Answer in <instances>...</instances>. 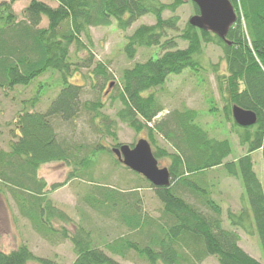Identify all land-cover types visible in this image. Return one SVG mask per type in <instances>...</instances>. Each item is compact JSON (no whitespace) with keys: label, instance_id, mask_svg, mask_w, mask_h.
<instances>
[{"label":"trees","instance_id":"obj_1","mask_svg":"<svg viewBox=\"0 0 264 264\" xmlns=\"http://www.w3.org/2000/svg\"><path fill=\"white\" fill-rule=\"evenodd\" d=\"M17 1L20 0L0 3V88H24L51 71L58 75L59 90L44 113L32 110L38 103L34 98L18 114L15 142H10L8 151L0 150V194L10 196L21 216L41 236L47 237L54 231L52 222L56 215L64 217L48 200L46 184L37 175L38 167L54 162L73 165L75 171L68 178L71 181L91 167V158L98 148L112 155L110 149L101 146L85 154L84 147L76 148L58 140L53 131L52 119L69 122L85 110L99 113L101 105L82 103V87L69 81L79 68L93 64L91 56L75 61L70 48H74V56L85 55L92 45L91 28L107 27L115 21L119 30L126 31L139 18L148 16L155 20L153 26L137 28L128 39L124 54L133 60L137 47L156 46L165 53L124 70L118 95L122 107L116 116L135 132L148 130L151 144L153 133L160 134L176 151L169 154L155 147L153 152L156 159L168 160L171 178L168 187L150 185L162 211L155 220L142 211L140 198L130 201L123 194H104L107 190L96 188L97 196L88 195L85 203L99 217H115L122 234L106 241L97 226L78 225L73 234L62 228L63 239L72 244V264H121L110 255L123 261L136 257L145 264H201L208 257H215L219 264H264V186L252 169L250 157L261 152L264 158V0H228L234 9H241L243 17V24L239 16L226 35L230 45L187 25L179 36L186 44L183 49H176L175 41L166 39L167 31L177 30L178 18H162L165 11L173 13L183 5L182 0H172L167 5L161 0H56V9L29 0L21 21L11 10ZM189 3L197 13V7ZM44 18L47 26L42 28ZM208 44L220 47L224 54L227 75L220 81L225 80L234 88L225 100L226 105L251 111L257 119L255 125L239 128V144L246 146L249 155L235 163L225 162L231 155L230 144L209 139L194 123L193 111L174 110L152 130L146 125L163 110L151 91L161 88L169 76L186 70L196 73V58L203 52L202 45ZM93 73L112 79L101 63H95ZM239 84L244 86L243 90H239ZM226 116H230L228 107ZM75 159L79 161L72 162ZM112 159L118 164L113 155ZM215 168H222L230 177H239L246 197L243 209L236 214L226 213L229 229L223 227L222 211L211 200L209 191L202 189L201 178L191 179ZM61 186L54 185L50 191ZM116 197L120 203H115ZM82 222L92 224L88 217ZM251 225L259 238L262 263L238 246L240 237L236 230L249 234ZM0 264L59 263L35 256L20 245L9 253L0 252Z\"/></svg>","mask_w":264,"mask_h":264},{"label":"rangeland","instance_id":"obj_2","mask_svg":"<svg viewBox=\"0 0 264 264\" xmlns=\"http://www.w3.org/2000/svg\"><path fill=\"white\" fill-rule=\"evenodd\" d=\"M4 1L8 2V0H0V3ZM38 1L51 7L55 6L53 0ZM161 1L166 5L172 3V0ZM28 4L29 0H20L11 6L17 20H22L21 14ZM198 15V11L196 13L194 6L189 2H184L173 13L169 11L163 13L162 18L164 20H169L173 16L178 18L177 30L166 33V39L170 38L175 41L176 49L185 48L186 44L179 38L180 33L188 25L189 20ZM240 17L243 20L241 12ZM154 22L155 20L151 17H141L126 31H122L113 21L110 26L89 30L92 40L89 53L85 55L79 53L74 56L76 52L73 47L70 48L71 57L75 61L77 58L86 60L91 56L93 64L86 68H79V71L73 73L69 81L82 87L80 98L82 103L97 102L101 105L98 108L99 113H88L89 111L85 110L69 122L57 118L52 119L53 131L57 134L58 140H64L76 148L84 147L85 154L96 150L98 146L112 149L116 145H119L118 147L127 145L133 148L139 140H146L151 145L153 152L155 147L169 154L176 152L160 134L155 135L151 131L154 142L151 144L148 140V130L135 132L116 116L122 107L118 95L120 92L119 82L124 70L130 69L133 63L156 60L162 53H165L159 47H137L133 60L127 59L124 54V47L136 29L142 25L153 26ZM46 26L47 21L44 18L40 27L45 28ZM202 50L201 56L196 58L198 63L196 73L186 70L178 76H171L161 88L151 91L163 109L158 118L162 120L174 110L195 112L194 123L207 134L209 139L220 142L227 141L230 144L231 155L225 162L235 163L249 154H247L246 146L239 144L238 131L239 128L243 127L234 122L231 111L230 116H226V108L228 107L230 110V106L226 105L225 100L228 94H231L230 90L234 88L227 81H220L227 75L224 54L220 47L208 44L202 45ZM95 63L106 66L112 79L94 74ZM197 73L198 75H195ZM57 78L56 73L47 71L27 87L0 88L1 151H8L10 142H15L16 135H18L15 121L24 105L36 98L38 103L32 110L41 113L46 111L59 90ZM243 88L244 86L239 84V90H243ZM211 107L214 108V112ZM107 152L98 148L96 154L91 158L93 163L91 167L84 173H78L76 178L71 181H68V178L71 172L75 171L73 165L67 166L63 162H54L38 167L37 174L46 184L48 200L53 204L55 211L64 217L59 218L60 216L56 215V220L52 222L54 231L47 237L37 233L29 221L21 216L7 193L0 194V252L9 253L18 246L25 245L35 256L50 259L59 264H72L75 260L72 244L68 239H63L62 228L69 234H73L78 225L83 224L87 228L97 226L103 239L106 241L115 239L122 234V229H119L120 223L116 218L99 217L85 203V200L89 199L88 195L97 196L99 190L96 188L107 190L104 191V194H112L113 192L123 194L130 201L140 198L142 211L158 220L162 206L158 202L153 188H150V184L141 176L135 175L121 165H116L112 155ZM250 157L252 169L261 185L264 186V158L262 153L254 152L250 154ZM156 160L159 168L168 167L166 158ZM78 161L79 159H75L72 162L77 163ZM75 167L77 168V166ZM196 178H201L202 189L209 191L211 200L222 211L223 227L229 229L226 213L236 214L243 209L242 207L246 206L241 179L230 177L222 168H215L191 177V179ZM54 185L62 186L51 192L50 190ZM115 203H120L118 197H116ZM85 217H88L92 224L82 222ZM236 232L240 237L238 246L262 263L259 238L255 227L251 225L249 234L242 232V230H236ZM107 255L110 254L107 253ZM110 256L121 264H145L136 260V257L123 261L118 256ZM201 264L219 263L215 257H208Z\"/></svg>","mask_w":264,"mask_h":264},{"label":"water","instance_id":"obj_3","mask_svg":"<svg viewBox=\"0 0 264 264\" xmlns=\"http://www.w3.org/2000/svg\"><path fill=\"white\" fill-rule=\"evenodd\" d=\"M192 2L198 8V16L189 20V25L199 30L208 31L230 45L226 35L235 23L236 16L228 0H182ZM234 122L243 128L255 125V113L243 110L237 106L232 108ZM111 153L129 171L145 178L156 188L168 187L170 176L167 169H160L146 140H139L134 148L127 145L112 149Z\"/></svg>","mask_w":264,"mask_h":264},{"label":"bare ground","instance_id":"obj_4","mask_svg":"<svg viewBox=\"0 0 264 264\" xmlns=\"http://www.w3.org/2000/svg\"><path fill=\"white\" fill-rule=\"evenodd\" d=\"M54 2H55V6H48V7H50L51 9H56L57 7H58V3L56 2V0H53ZM232 6V5H231ZM232 8H233V13H234V15L236 16V18H239V16H240V12H241V9L240 8H238V9H234V7L232 6ZM46 20V19H45ZM17 21H21V20H17ZM235 23H236V19H235ZM234 23V24H235ZM241 23L243 24V22H242V20H241ZM188 25H189V23H188ZM190 26V25H189ZM191 27V26H190ZM194 28V27H193ZM196 29V28H195ZM197 30H199V29H197ZM200 31H202V32H208V31H203V30H200ZM229 32V31H228ZM208 33H211V32H208ZM211 34H213V33H211ZM214 35V34H213ZM216 36V35H215ZM157 47V46H156ZM164 53H162V55H163ZM161 55V56H162ZM160 56V57H161ZM159 57V58H160ZM136 65V63H133V66L129 69V70H131L134 66ZM173 76H175V75H173ZM169 77H171V76H169ZM233 106H236V105H233ZM233 106H231V109H230V111H231V114H232V108H233ZM238 107V106H237ZM240 108V107H239ZM163 112V110L150 122V123H147L146 125H147V127L148 128H150V129H152L154 126H155V124L157 123V122H159V121H161L160 120V118H158V116L161 114ZM141 132V131H140ZM139 133V132H138ZM149 144V143H148ZM150 145V144H149ZM135 146V145H134ZM134 146H133V148H134ZM151 146V145H150ZM130 147V146H129ZM119 148V147H118ZM131 148V147H130ZM112 149H117V148H112ZM112 149H110V151L112 150ZM152 149V148H151ZM112 154V153H111ZM152 154H153V151H152ZM113 155V154H112ZM154 156V155H153ZM113 157L115 158V160L118 162V160L116 159V157L113 155ZM154 158H155V156H154ZM156 159V158H155ZM157 161V160H156ZM118 164L119 165H121L122 167H124L121 163H119L118 162ZM118 164H116V165H118ZM160 169H163V168H160ZM165 169H167V171H168V173H169V170H168V168L166 167ZM132 172V171H131ZM132 173H134V172H132ZM135 175H137V176H141V175H138V174H136V173H134ZM38 175V174H37ZM170 176V175H169ZM142 177V176H141ZM143 178V177H142ZM143 179H145V178H143ZM146 180V179H145ZM147 181V180H146ZM170 181H171V178H170ZM148 182V181H147ZM149 183V182H148ZM150 184V183H149ZM151 185V184H150ZM152 186V185H151ZM153 188H156V187H154V186H152Z\"/></svg>","mask_w":264,"mask_h":264},{"label":"flooded vegetation","instance_id":"obj_5","mask_svg":"<svg viewBox=\"0 0 264 264\" xmlns=\"http://www.w3.org/2000/svg\"><path fill=\"white\" fill-rule=\"evenodd\" d=\"M232 26H234V24H233ZM232 26H231V27H232ZM131 148H132V147H131Z\"/></svg>","mask_w":264,"mask_h":264}]
</instances>
